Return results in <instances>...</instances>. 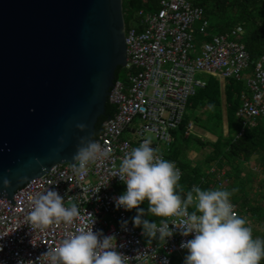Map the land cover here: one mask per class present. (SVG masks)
Segmentation results:
<instances>
[{"label":"built area","instance_id":"2783aa9c","mask_svg":"<svg viewBox=\"0 0 264 264\" xmlns=\"http://www.w3.org/2000/svg\"><path fill=\"white\" fill-rule=\"evenodd\" d=\"M209 27L205 9L196 0H158L156 8L136 12L125 26V67L131 72L127 82L117 80L110 88L108 100L117 109L95 136L109 150V157L90 163L82 176L73 173V163L54 164L44 175L17 188L12 197H0V262L46 264L48 257L43 254L48 249L58 247L78 228L91 227L93 219V230L113 235V244L128 256V264H172L173 256L187 251L180 244L192 236L179 231L166 243L144 241L142 229L133 226L128 210L115 207L113 198L126 185L112 175L125 154L145 139L166 159L163 149L172 145L173 131L187 114L189 99L206 85L199 74L216 76L222 84L228 78L244 82L237 110L244 126L254 125L264 115V54L251 60L241 41V26L221 33H212ZM174 162L183 177L182 168ZM206 172L214 174L215 188L229 184L226 167L212 162ZM48 188L64 196L66 205L79 206L80 215L73 224L53 223L46 229L28 224L32 198ZM232 203L239 215L238 205ZM123 220L128 221L127 230L121 226Z\"/></svg>","mask_w":264,"mask_h":264},{"label":"water","instance_id":"95a60500","mask_svg":"<svg viewBox=\"0 0 264 264\" xmlns=\"http://www.w3.org/2000/svg\"><path fill=\"white\" fill-rule=\"evenodd\" d=\"M126 62L123 0H0V197L75 162Z\"/></svg>","mask_w":264,"mask_h":264},{"label":"clouds","instance_id":"9594fccd","mask_svg":"<svg viewBox=\"0 0 264 264\" xmlns=\"http://www.w3.org/2000/svg\"><path fill=\"white\" fill-rule=\"evenodd\" d=\"M78 127L83 130L86 125ZM109 155L107 148L82 137L73 157V173L82 176L90 163ZM112 177H119L126 185L124 193L113 198L115 207L136 209L133 226L141 227L149 242L166 243L177 231L182 236H192L180 244L187 250L184 264H262L264 261V238L254 237L247 220L234 211L231 196L235 189H202L194 185L185 193L180 183V168L174 161L165 159L151 140L145 139L126 153ZM145 201L150 215L163 218L159 223L144 218L145 209L139 205ZM79 215L76 203L66 205L64 196L48 188L32 198L27 220L31 227L46 229L53 223L71 225ZM95 222L93 219L91 227L78 228L66 235L58 247L48 249L43 254L48 257L46 264H128V256L113 244V235H105L102 229L93 230ZM127 225V220L121 222L125 230Z\"/></svg>","mask_w":264,"mask_h":264},{"label":"trees","instance_id":"16d2710c","mask_svg":"<svg viewBox=\"0 0 264 264\" xmlns=\"http://www.w3.org/2000/svg\"><path fill=\"white\" fill-rule=\"evenodd\" d=\"M131 6V14L125 20L127 27L134 20L133 13L139 9H154L158 0H126ZM205 9V14L210 20L209 31L221 33L229 31L237 26L242 27L241 41L244 43L251 60L258 59L264 54V0H196ZM245 33V35H244ZM130 69L118 66L115 70V81L127 82ZM206 85L189 99L188 105L192 108H216L219 118V136L216 140L207 142L211 150L206 158L207 163L215 162L221 167H228L227 177L232 179L225 189L232 191L231 201L239 207V215L244 217L248 225L253 229L254 237L264 238V181L261 186L253 190L248 189L249 183L256 177L250 172L247 175L243 172L252 159H259L264 169V115L256 119L254 125L244 126L243 119L237 116V110L241 105V92L245 88L242 80L228 78L224 84L213 75L205 77ZM226 110L227 135L222 131L223 108ZM117 106L109 100L106 103V115L100 116L96 123L95 135L97 136L103 128V122L107 116L112 115ZM189 120L186 114L179 128L173 131L185 134L189 131ZM242 134L239 135V132ZM217 133V134H218ZM202 142V141H201ZM202 145L203 142L201 143ZM180 149L174 146L172 152L168 154L169 159H175L183 170V177L180 183L184 187L185 193L191 190L194 184H199L202 189L215 188L216 180L214 174L204 172L197 164L182 162L179 157ZM202 177L205 182L202 183ZM261 181V179H260ZM202 183V184H201ZM145 209L144 218L150 221L159 222L160 217H155L147 212L148 204L145 201L139 205ZM132 217L137 215L136 209L129 210ZM251 221L258 222L262 230L251 226ZM142 229L141 227H138ZM144 237H146L144 235ZM148 240L149 238L146 237ZM177 256H173L175 263ZM264 264V261H262Z\"/></svg>","mask_w":264,"mask_h":264},{"label":"rangeland","instance_id":"374dc122","mask_svg":"<svg viewBox=\"0 0 264 264\" xmlns=\"http://www.w3.org/2000/svg\"><path fill=\"white\" fill-rule=\"evenodd\" d=\"M131 6L128 5V2L126 0H123V14L124 18H127L131 14ZM133 16H136V13H133ZM245 35V33H244ZM242 36V34H241ZM209 74H199L198 76L202 79H205V77ZM218 112L216 111V108H192V106L188 105L187 109V115L188 120L192 124V127L189 128V131L185 134L177 133L176 134V140L174 141L175 146H177L180 149L181 155L179 159L182 162L190 163V164H197L201 167V169H208L209 164L206 161V158L208 157L211 147L208 145L207 142L216 140L217 136H219V118L217 116ZM223 122H222V131L225 135H227L228 127H227V121H226V110L225 106L223 108ZM218 133V134H217ZM124 137L127 136V132L125 131L123 134ZM150 138H152V134H148ZM203 142L204 145L201 143ZM192 161V162H191ZM208 165V166H207ZM228 169V167H226ZM245 175H247L250 172H254L256 179L249 183L248 189H251V192L253 190L258 189L261 185V182L264 181V169L262 168V163L259 161V159H252L251 162L244 167L243 169ZM204 171V170H203ZM206 171V170H205ZM204 171V172H205ZM261 179V181H260ZM232 179L229 177V183H231ZM122 194L124 193V189L119 190ZM258 222L251 221V226L256 227L259 230H262V227H260ZM144 241L147 243L149 240L144 237ZM187 254V251L183 253H178L177 260L174 264H184V259Z\"/></svg>","mask_w":264,"mask_h":264},{"label":"crops","instance_id":"0c3cea01","mask_svg":"<svg viewBox=\"0 0 264 264\" xmlns=\"http://www.w3.org/2000/svg\"><path fill=\"white\" fill-rule=\"evenodd\" d=\"M197 110V109H196ZM190 123V122H189ZM176 134H177V132L173 135V142H172V145L170 146V148L168 149V148H165V149H163V153L165 154V156H166V159H168V160H171V161H176L175 159H169L168 158V154H170L171 152H172V149H173V147L175 146V144H174V141L176 140ZM177 162V161H176ZM192 162V161H191ZM178 163V162H177ZM208 164H210V163H208ZM191 165H195V164H191ZM208 166V165H207ZM207 171V169H204V171ZM205 171V172H206ZM128 212H129V210H128ZM130 216V215H129ZM131 219V218H130ZM132 221V220H131Z\"/></svg>","mask_w":264,"mask_h":264},{"label":"flooded vegetation","instance_id":"af4514ba","mask_svg":"<svg viewBox=\"0 0 264 264\" xmlns=\"http://www.w3.org/2000/svg\"><path fill=\"white\" fill-rule=\"evenodd\" d=\"M107 118H108V116H107ZM107 118H106V119H107ZM95 136H96V135H95Z\"/></svg>","mask_w":264,"mask_h":264}]
</instances>
